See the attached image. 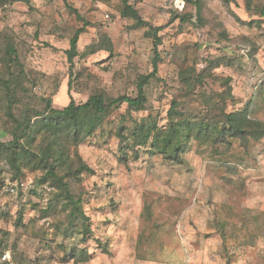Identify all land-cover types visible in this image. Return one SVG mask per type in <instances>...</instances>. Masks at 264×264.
I'll return each mask as SVG.
<instances>
[{
	"label": "rangeland",
	"instance_id": "1",
	"mask_svg": "<svg viewBox=\"0 0 264 264\" xmlns=\"http://www.w3.org/2000/svg\"><path fill=\"white\" fill-rule=\"evenodd\" d=\"M127 1L143 21L164 27L158 72L146 87L147 110L134 113L135 119L151 116L165 128L172 102L189 99L179 71L193 66L200 72L206 59L226 55L232 65L215 69L216 80L206 79L207 89L221 93L223 80L231 79L227 112L252 101V117L264 122V18L250 16L247 0L229 6L207 2L200 29L174 19L177 12L194 11L183 0L182 9L178 0ZM123 2L30 0L7 5L0 14V72L11 43L28 90L24 103L13 110L17 117L22 104L42 110L43 99L62 109L71 100L85 103L93 94L107 101L136 95L139 77L153 71L154 46L146 28L135 29L133 20L121 16ZM85 23L70 71V39ZM125 111L123 106L115 112L94 136L69 144L70 159L93 170L72 184L85 198L92 235H62L58 226L66 225L67 214L61 206L47 217L42 213L56 189L49 179L40 183L42 170L23 168L14 181L33 186L0 195V264L5 256L10 264H264V138L251 141L247 150L239 143L201 147L193 141L181 163L144 151L137 159L130 153L122 162L125 142L114 131ZM6 113L0 88V141L9 144L16 142L17 131ZM0 172L5 184L14 182L15 172L3 155ZM34 188L36 195L30 193ZM71 249L90 258H72Z\"/></svg>",
	"mask_w": 264,
	"mask_h": 264
},
{
	"label": "trees",
	"instance_id": "2",
	"mask_svg": "<svg viewBox=\"0 0 264 264\" xmlns=\"http://www.w3.org/2000/svg\"><path fill=\"white\" fill-rule=\"evenodd\" d=\"M22 1L30 3V0H0V7ZM183 1L186 8L193 7L194 11L177 12L174 19L189 23L195 29H200L204 25L203 14L207 2L221 1L227 6L237 2V0ZM255 1L261 0H247L250 16L256 14L264 18V4H254ZM120 14L124 18L133 20L135 29L146 28L145 36L152 40L154 46L153 71L139 77L135 96L123 95L107 101L103 95L93 94L85 103L77 104L71 100L62 109L54 108L49 99H43L42 110L31 109L22 104L24 107L21 109V117H17L13 110L24 103L22 95H28L24 85L25 72L13 44L7 43L2 57L3 72H0V88L4 91L7 101L6 115L17 132L16 142L6 144L0 141V155H3L15 172L12 181L16 180L23 168L45 172L40 183L43 184L49 179L56 192L52 194L47 208L42 213L47 217L51 212L59 209L60 205L61 211L67 214V220L65 226H58V231L67 238L74 235H92L90 220L83 209L85 198L74 192L72 184L85 173L93 174V170L80 160L75 164V161L70 159L69 144L79 143L94 136L123 106H125V114L120 116L121 119L117 122L114 131L116 138L120 142H125L120 148L122 162L128 161L130 153L137 159L139 153L144 151L149 156L160 155L166 160L181 163L182 156L193 141L201 147L217 145L231 147L234 143H239L241 148L247 150L251 141L259 142L264 138V122L251 115L252 101L241 110L227 112V100L233 97L232 88L229 86L231 79L223 80V87L226 89L221 93L209 91L206 87V79L216 80L213 76L215 69L222 65H232L231 59L226 55L206 59L200 72L193 66L179 71V81L189 99L186 102L177 100L172 102L165 128L159 127L151 116L135 119L134 113L147 110L146 87L156 78L158 72L161 59L159 46L162 44L159 33L164 27H154L143 21L139 11L127 0H124ZM241 23L245 24V22ZM86 26L87 23L77 29L70 39V49L67 51L70 71H73V60L79 56L78 43ZM197 88L199 91H196ZM128 122L133 126H127ZM218 123H222V126L218 127ZM1 173L0 195L6 182L1 178ZM37 192V188L30 190L31 194L36 195ZM101 247L104 253L109 252L106 244ZM70 256L85 257V261L90 258L83 251L76 249H71Z\"/></svg>",
	"mask_w": 264,
	"mask_h": 264
},
{
	"label": "built area",
	"instance_id": "3",
	"mask_svg": "<svg viewBox=\"0 0 264 264\" xmlns=\"http://www.w3.org/2000/svg\"><path fill=\"white\" fill-rule=\"evenodd\" d=\"M177 7L179 9H182L184 7L183 2L181 0L177 1ZM7 8V5L0 7V14ZM205 64H201V68L204 67ZM33 184H31L30 182L26 181V180H17L14 182H8L7 184H5L3 190L11 195H16L19 192H24L26 190H28L30 187H32ZM6 258H4V260L6 261V264H10V257L5 256Z\"/></svg>",
	"mask_w": 264,
	"mask_h": 264
}]
</instances>
